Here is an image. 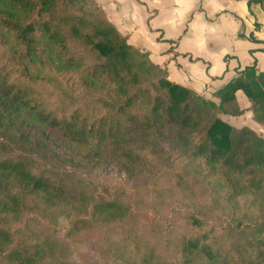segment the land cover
I'll return each mask as SVG.
<instances>
[{
  "label": "trees",
  "instance_id": "16d2710c",
  "mask_svg": "<svg viewBox=\"0 0 264 264\" xmlns=\"http://www.w3.org/2000/svg\"><path fill=\"white\" fill-rule=\"evenodd\" d=\"M92 1L0 0V264H80L93 238L100 264H264V139L221 118L242 91L264 125V72L206 100ZM101 167L138 187L102 194Z\"/></svg>",
  "mask_w": 264,
  "mask_h": 264
},
{
  "label": "crops",
  "instance_id": "0c3cea01",
  "mask_svg": "<svg viewBox=\"0 0 264 264\" xmlns=\"http://www.w3.org/2000/svg\"><path fill=\"white\" fill-rule=\"evenodd\" d=\"M250 0H95L128 44L166 70L169 80L206 100L257 62L264 72V2ZM241 116H221L264 139L252 103L236 94Z\"/></svg>",
  "mask_w": 264,
  "mask_h": 264
},
{
  "label": "rangeland",
  "instance_id": "374dc122",
  "mask_svg": "<svg viewBox=\"0 0 264 264\" xmlns=\"http://www.w3.org/2000/svg\"><path fill=\"white\" fill-rule=\"evenodd\" d=\"M96 5L95 0L92 1L90 6L93 8ZM126 176L124 174H119L118 170L116 167H108V168H98L94 172V179L92 182L94 185L98 186L99 192L102 194H108L112 188L117 187L121 184H125L126 187L130 189H135L138 187V182H131L129 184H126ZM150 196V195H149ZM149 198V197H147ZM138 217L135 216L131 218L127 222V228L133 229L135 231L141 232V231H147L149 230L153 224L154 221L153 219L155 217H158L156 214L155 215H149V216H142L140 214ZM164 216L165 217H170L171 212L165 210L164 211ZM156 219V218H155ZM59 236L63 237L67 229L69 228V221L61 217L59 219ZM95 243H96V238H93L91 240H82L80 242H77L74 246L73 249V256L72 260L76 263L80 264H89V263H94V264H100L101 258L97 254L95 250Z\"/></svg>",
  "mask_w": 264,
  "mask_h": 264
}]
</instances>
